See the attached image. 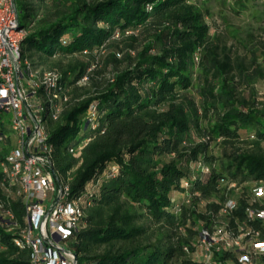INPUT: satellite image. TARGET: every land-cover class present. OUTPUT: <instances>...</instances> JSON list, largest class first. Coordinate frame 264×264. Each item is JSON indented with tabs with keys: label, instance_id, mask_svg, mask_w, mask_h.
Wrapping results in <instances>:
<instances>
[{
	"label": "trees",
	"instance_id": "trees-1",
	"mask_svg": "<svg viewBox=\"0 0 264 264\" xmlns=\"http://www.w3.org/2000/svg\"><path fill=\"white\" fill-rule=\"evenodd\" d=\"M15 1L24 57L52 63L53 94L66 98L48 128L57 178L83 211L70 240L78 264H206L204 229L245 234L249 250L264 241V221L247 214L264 185V101L254 89L264 66L214 41L197 0ZM248 182L229 209L231 186ZM0 205L14 216L9 226L0 211V264H31L25 205L2 186ZM213 250L214 264L240 257Z\"/></svg>",
	"mask_w": 264,
	"mask_h": 264
},
{
	"label": "bare ground",
	"instance_id": "bare-ground-1",
	"mask_svg": "<svg viewBox=\"0 0 264 264\" xmlns=\"http://www.w3.org/2000/svg\"><path fill=\"white\" fill-rule=\"evenodd\" d=\"M13 31L25 33L16 37L14 67L16 73H20V81L24 84V88H28L30 92H32L33 97H37L40 109L39 127L40 131H45V134L42 137L43 159H45L46 165L52 173L53 178L57 180L58 194L62 195L61 205L69 206L72 203V210L74 216L77 217V221H66V228L71 237H73L74 233L77 231L79 222L83 217V211L80 207L81 204L78 203L80 200L78 199L79 201L77 202V200L70 198V185L57 178V173L53 167L54 145L50 141L49 123H47V119H49V122L51 120L59 119L63 104L66 101V98H63L60 102L57 101L56 99L58 98H55V95L53 94V88L59 83V73L57 71L41 72L24 57L23 41L27 33L26 30L20 26L19 16L14 20ZM85 80L86 79L83 78L80 82H84ZM7 141H10L9 145L8 143L6 144ZM2 143L7 145L5 147L9 149V152L0 163V170L4 176V182L0 183V186H2L5 193L8 195H14L21 199L26 207L27 226L21 231V243L30 250V263L36 264L34 259L37 257V249L33 246L36 218L30 216L29 194L27 192V180L25 179L26 176L34 175L33 158H31L30 149L26 147L27 135L26 131L23 130V124H14L13 126L12 122L6 121V114H0V144ZM69 151L73 152L74 150L69 148ZM8 156H17L22 169L15 170L12 168ZM253 195L255 201H258L261 206L258 208H256L258 205L255 208L254 206H251L247 209L249 220L264 221V185L256 186L253 189ZM236 205L237 203L231 201L227 207L229 209H234ZM2 208L3 206L0 205V211H2ZM8 213L12 218V220L7 222V225L10 226L11 222L14 220V216L10 211H8ZM16 225L17 224L12 225L11 229ZM215 233L214 230L211 232L207 229V232L202 230L199 235L198 247L199 250L204 249V256L202 255V259L206 264H214L213 248L219 250L220 247L224 248L226 251L240 253L237 264H264V262H260V258L264 257L263 240H257L251 243L252 250L250 249V251L249 248L251 246L248 247L247 242H245L249 239L247 236V240L246 238L244 239L245 234L242 238L241 236H235L231 231H228L223 236H220V238H216ZM220 242L221 246H218ZM74 258H77L75 253ZM251 258L252 261H248Z\"/></svg>",
	"mask_w": 264,
	"mask_h": 264
},
{
	"label": "built area",
	"instance_id": "built-area-1",
	"mask_svg": "<svg viewBox=\"0 0 264 264\" xmlns=\"http://www.w3.org/2000/svg\"><path fill=\"white\" fill-rule=\"evenodd\" d=\"M17 17L16 1L0 0V114H6V121L12 122L13 126L23 124L27 135L26 147L33 158L34 175L25 179L30 216L36 218L33 246L37 249V257L34 261L36 264H78V258H74L70 248L72 237L66 228V221H77V217L74 216L72 203L61 205L62 195L58 194L57 180L43 159L42 137L45 131H40L39 127L37 97L24 88L20 73H16L14 67L16 37L25 34L13 31ZM8 159L12 168L22 169L17 156H8ZM1 218L5 222L12 220L5 209H2Z\"/></svg>",
	"mask_w": 264,
	"mask_h": 264
},
{
	"label": "rangeland",
	"instance_id": "rangeland-1",
	"mask_svg": "<svg viewBox=\"0 0 264 264\" xmlns=\"http://www.w3.org/2000/svg\"><path fill=\"white\" fill-rule=\"evenodd\" d=\"M47 6L50 5L51 0H45ZM203 11L205 12L206 21L210 24V35L217 43L226 45L231 49V55L235 59L241 57L247 63L251 59L256 58L259 63L264 66V0H197ZM34 3H36L34 1ZM43 11L40 9V13ZM24 24V19L20 20V25ZM63 63H67L68 59L62 58ZM52 63L44 64L43 68L50 67ZM36 68V67H35ZM41 72H48L42 68H36ZM200 67L196 68V77L200 74ZM81 84L84 82H80ZM198 78L193 81V87L190 88V95L199 101ZM254 89L260 100L264 101V81H257L254 83ZM243 95H249V90L245 85L240 88ZM49 123V119H47ZM10 122V121H8ZM214 153L220 150L218 147L214 148ZM255 186L253 183H245L242 187H236L235 184L231 186L234 189L232 199L229 200L235 203L237 198L243 192V187ZM255 188V187H254ZM227 204V205H228ZM215 237L220 238L229 230L223 228H216L214 230ZM244 235H241L243 238ZM221 246V242L218 244ZM204 256V249H200L197 258L202 259Z\"/></svg>",
	"mask_w": 264,
	"mask_h": 264
}]
</instances>
